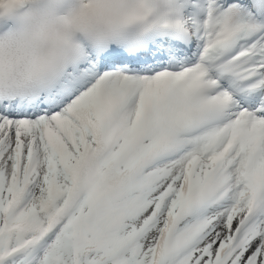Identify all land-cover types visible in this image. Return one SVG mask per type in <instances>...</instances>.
<instances>
[{"label": "snow or ice", "instance_id": "6c2138e0", "mask_svg": "<svg viewBox=\"0 0 264 264\" xmlns=\"http://www.w3.org/2000/svg\"><path fill=\"white\" fill-rule=\"evenodd\" d=\"M0 264H264V0H0Z\"/></svg>", "mask_w": 264, "mask_h": 264}]
</instances>
